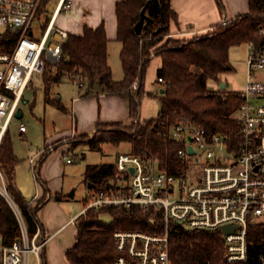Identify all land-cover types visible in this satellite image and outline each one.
Returning <instances> with one entry per match:
<instances>
[{
    "label": "trees",
    "instance_id": "1",
    "mask_svg": "<svg viewBox=\"0 0 264 264\" xmlns=\"http://www.w3.org/2000/svg\"><path fill=\"white\" fill-rule=\"evenodd\" d=\"M52 0H41L38 19L48 16L47 6ZM148 0H117V38L122 43L120 58L124 69L121 80L113 79L108 62L109 36L104 22L96 27L85 23L83 33L70 32L62 44V56L58 62H49L43 72L46 102L64 108L60 99L51 96L52 85L63 80L86 82V94L97 90L114 93L130 90V114L133 121L99 124L93 136L83 134L80 141L99 149L106 141L129 142L132 151H146L158 156L163 166L176 172L180 164L177 150L180 143L170 136L171 127L180 121L189 120L206 127L210 132L222 131L236 134L239 125L232 116L242 101L239 90L227 88L213 90L209 80L220 81L222 73L233 69L230 48L250 41L264 44V0H249L250 10L226 24H220L211 32L190 38H166L171 22L178 19L171 0H150L147 14L153 19L144 23L141 33L135 25L142 8ZM222 4V0H217ZM44 13V16H42ZM160 27L159 31H156ZM9 48L19 36L12 31ZM153 57H160L158 77H162V88L158 92L147 91L146 76ZM230 65V68L227 66ZM138 81V88L132 89ZM157 96L161 109L155 117L140 120L145 96ZM49 150V149H48ZM47 150V151H48ZM45 151L39 159L42 165L47 157ZM18 158L14 153L9 132L0 146V168L9 182L14 199L19 204L29 227L30 235L37 230L38 212L47 200L49 189L38 176L43 186L33 204L19 190L16 183ZM86 179L94 183L93 190L107 188L119 175L113 163L88 164ZM57 200L63 196L58 193ZM88 202L86 203V205ZM77 236L66 249L71 264H114L118 255L115 232L119 230H141L162 234L169 230V248L173 264H257L258 254L264 250V220L250 222L248 231L249 253L246 261L230 262L226 259V243L220 229H187L176 221L166 222L162 209L144 207L138 203L91 206L75 219ZM0 232L6 242L21 234L18 217L0 194ZM41 252V259L44 258Z\"/></svg>",
    "mask_w": 264,
    "mask_h": 264
},
{
    "label": "built area",
    "instance_id": "2",
    "mask_svg": "<svg viewBox=\"0 0 264 264\" xmlns=\"http://www.w3.org/2000/svg\"><path fill=\"white\" fill-rule=\"evenodd\" d=\"M40 4L41 0H0V146L21 110L34 75L43 73L49 62L60 60L62 44L70 33L56 21L63 10L72 9L74 2L57 0L49 23L41 36L35 37ZM13 30L19 36L9 48ZM261 33L264 35V28ZM248 46V80L239 90L243 99L232 114L239 125L236 134L210 132L195 122L180 121L170 130L171 138L180 143L177 154L181 161L176 172L146 151L120 152L115 159L119 175L106 189L92 190L86 208L108 203L155 206L162 209L166 222L176 221L191 230L220 229L227 247L226 259L246 261L250 222L264 220V77L254 78L264 71V44L250 41ZM158 79L163 81L162 77ZM138 81L132 89L138 87ZM27 130L26 123L20 122V132L25 134ZM40 153L30 157L37 181ZM65 158L73 160L68 155ZM0 177V194L9 201L21 227V234L9 243L0 232V264H29L32 254L41 264L47 240L42 238L39 222L30 235L1 168ZM37 197L35 194L28 203L33 204ZM226 225L236 229L225 233ZM115 238L118 255L114 264H173L168 226L162 234L119 230ZM257 264H264V250L258 254Z\"/></svg>",
    "mask_w": 264,
    "mask_h": 264
},
{
    "label": "rangeland",
    "instance_id": "3",
    "mask_svg": "<svg viewBox=\"0 0 264 264\" xmlns=\"http://www.w3.org/2000/svg\"><path fill=\"white\" fill-rule=\"evenodd\" d=\"M77 4L70 11L63 10L57 18L56 25L61 28L69 29L71 32L82 31L81 23H93V18L98 17L102 10V5L109 3V0H76ZM114 1V0H113ZM57 4V0H52L47 6V14L51 16ZM78 10V12H76ZM85 15H91L89 20ZM81 13V14H80ZM44 16V13L43 15ZM47 18V17H46ZM43 17L34 25L35 37L41 36L46 22ZM85 20V21H84ZM173 30L169 31L166 38H188L184 35H177ZM190 38V37H189ZM121 43L113 40L108 44L109 61L112 67V75L116 80H120L124 76V69L120 58ZM248 55L249 46L247 42L233 45L230 48V61L233 69L224 72L220 76V81L209 80V88L213 90L223 89L221 84L227 83L228 90L243 89L248 80ZM162 60L160 57H153L146 76V90L158 92L162 88V83L158 79V68L161 66ZM264 77V71H260L254 75V78ZM87 87V86H86ZM80 83L71 80H63L52 85L51 96L55 99H60L64 103L65 108H60L54 104L46 102L45 80L43 73H36L31 81V84L25 91L24 99L20 104V109L23 112L21 117H15L13 120L9 134L12 139L14 153L18 158L16 167V183L22 194L31 199L35 194L42 193L43 186L41 181H37L35 174L30 165V157L36 155L38 151L46 146L49 142H53L56 137H60L72 127V97L79 94ZM138 88V87H137ZM134 89V88H133ZM136 89V88H135ZM57 95L62 96L61 98ZM161 109L160 99L157 96H145L142 102L143 115L145 117H153L159 114ZM25 122L27 132H20V122ZM97 129L95 130V132ZM90 136V134H88ZM83 134L71 135L70 140L77 143L67 151L68 156L74 161L67 162L66 159L61 160L64 165L62 173L63 185L68 195L72 196L74 191L75 196L68 197V206L83 207L89 201L90 194L94 187H89V181L86 179L85 169L88 164L110 163L113 162L118 152L132 151V144L129 142H112L106 141L101 144V148L94 149L89 144L80 141ZM74 142V143H75ZM79 142V143H78ZM50 146L53 144H49ZM48 145V146H49ZM56 145H59L58 143ZM48 149V147H47ZM2 170V169H1ZM3 171V170H2ZM6 180V185L12 193L9 182ZM1 181V177H0ZM6 199V198H5ZM7 200V199H6ZM9 203V201L7 200ZM10 204V203H9ZM29 264H37L35 254L30 256Z\"/></svg>",
    "mask_w": 264,
    "mask_h": 264
},
{
    "label": "crops",
    "instance_id": "4",
    "mask_svg": "<svg viewBox=\"0 0 264 264\" xmlns=\"http://www.w3.org/2000/svg\"><path fill=\"white\" fill-rule=\"evenodd\" d=\"M73 2L72 9L78 3L76 0ZM116 2L117 0H109V3L102 5L103 11L98 17L93 18V23L87 22L92 27L104 22L110 39L109 43L113 40L119 41L117 38ZM171 5L178 14V19L171 22V30L177 35H184L183 37L211 32L218 25L226 24L250 10L249 0H222V4H219L217 0H171ZM82 14L89 20L91 15H85L84 12ZM85 23H81L82 26ZM67 30L69 29L67 28ZM75 33L82 34L83 27L82 31ZM119 42L121 43V41ZM121 48L122 43L120 51ZM108 62L110 65L109 57ZM80 87L82 88H80L79 94L72 97V127L38 151L43 154L48 150L47 147H50L49 144H53L52 148L47 151V157L43 164H39L40 178L49 189L47 200L37 215L42 238L47 240L42 249V256L46 258V264H71L67 259L66 249L74 243L77 236L75 219L86 210L87 206L75 208L68 206L70 195L65 191L64 181L61 177L64 170L61 160L66 159L67 151L72 146L77 145L76 140H70L71 135L75 133L76 135L90 134L93 136L99 124H110L118 121L130 124L133 121L130 114L131 92L129 89L124 92L108 93L95 88L92 93L86 94L88 84L83 82ZM57 97L61 98L62 96L57 95ZM146 118L151 117L143 115L141 106L139 119ZM57 143L59 145H56ZM115 159L110 163L115 164ZM58 193L63 196L62 200L56 199ZM74 196L73 191L70 197L73 198ZM41 261V264H44L43 258Z\"/></svg>",
    "mask_w": 264,
    "mask_h": 264
},
{
    "label": "water",
    "instance_id": "5",
    "mask_svg": "<svg viewBox=\"0 0 264 264\" xmlns=\"http://www.w3.org/2000/svg\"><path fill=\"white\" fill-rule=\"evenodd\" d=\"M149 3H150V0H148V1L146 2L145 6L142 8V10H141V14H140V19L138 20V22H137L136 25H135V29H136V32H137V33H141V32H142V29H143L144 23H145L146 21H152V20H153V19L147 14V12H146ZM159 30H160V27H159L156 31H159ZM30 33H31V32H30ZM227 67L230 68V65H228ZM226 85H227V83H226V82H223V83L221 84V88L226 87ZM99 87H100V83H96L95 88H99ZM22 115H23V112H22L21 110H18L17 113H16V116H17V117H21ZM190 151H193V147H192V146H190ZM94 185H95L94 183L89 182V187H94ZM109 186H110V185H109ZM109 186H108V187H109ZM234 229H236V227H231V226H229V225H226V226L223 227V231H224L225 233H228L229 231L234 230Z\"/></svg>",
    "mask_w": 264,
    "mask_h": 264
}]
</instances>
